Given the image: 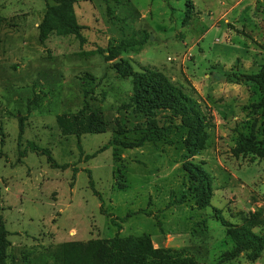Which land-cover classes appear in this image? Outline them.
<instances>
[{
  "label": "rangeland",
  "instance_id": "374dc122",
  "mask_svg": "<svg viewBox=\"0 0 264 264\" xmlns=\"http://www.w3.org/2000/svg\"><path fill=\"white\" fill-rule=\"evenodd\" d=\"M53 4L0 0V215L10 262L25 251L120 234L187 248L188 263L264 264V251L253 261L245 254L223 261L236 243L219 218L235 227L255 219L252 231L264 235V157L233 154L242 135L264 141V110L254 107L263 94L236 78L264 66V0H76L83 46L72 35L40 42ZM133 39L141 44L122 52ZM122 60L164 73L199 102L213 125L203 151L187 158V135L176 130L169 142L124 146L144 137L147 117L129 106L132 80L116 70ZM83 111L102 113L105 132L64 133L58 118ZM167 117L155 119L162 126ZM30 142L70 167L54 169L33 152L20 158ZM187 162L204 163L214 178L205 209L187 195Z\"/></svg>",
  "mask_w": 264,
  "mask_h": 264
},
{
  "label": "trees",
  "instance_id": "16d2710c",
  "mask_svg": "<svg viewBox=\"0 0 264 264\" xmlns=\"http://www.w3.org/2000/svg\"><path fill=\"white\" fill-rule=\"evenodd\" d=\"M53 5H48L43 21L39 26L40 42L44 44L50 35L75 36L83 46L87 40L82 34L84 27L79 23L75 11L76 0H52ZM110 10V9H109ZM110 12V11H109ZM188 13L184 24L189 23ZM1 29V21H0ZM132 44L123 42L120 49L126 51L138 44L133 39ZM116 70L122 78L132 80V95L129 106L138 114L146 115L147 129L144 137L135 143H126L127 148H139L147 142H169L173 132H183L187 135L184 141L186 157L192 158L206 148L208 132L213 127L207 114L199 102L185 91L182 86L173 83L164 73L143 68L136 71L130 61L122 60L117 64ZM239 80L254 82L260 88L263 99L254 107L264 110V66L254 75L238 76ZM159 112L168 114L164 125H159L155 119ZM58 122L66 134H100L105 132L106 121L102 113L92 117L84 111L80 115L60 116ZM24 134L21 124L19 134V147ZM81 148V145H79ZM28 152L47 156L48 163L54 169L66 170L68 164L60 165L52 156L50 150L30 142L28 147L20 150V158H25ZM254 153L264 157V141H258L254 136L242 135L239 144L233 149L235 156ZM189 188L187 195L195 200L199 209L211 205L214 195L213 176L206 169L204 163L187 162L184 165ZM77 169H74V176ZM90 173V171H89ZM90 187L95 190L94 181L90 173ZM1 198V191H0ZM187 197H183L185 202ZM104 204L101 205V210ZM226 232L236 246L232 251L226 252L223 261H232L243 254L253 261L261 257L264 251V235L252 231L255 219H248L250 225L235 227L223 217H219ZM255 218V217H254ZM161 227L160 222L158 223ZM120 228V225H118ZM9 231L3 217L0 215V264H197L195 261L188 263L183 256L187 248H156L149 235L121 237L116 234L109 240H91L83 242H67L55 247L39 251L29 250L23 252L21 260L10 262Z\"/></svg>",
  "mask_w": 264,
  "mask_h": 264
}]
</instances>
